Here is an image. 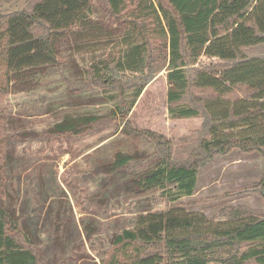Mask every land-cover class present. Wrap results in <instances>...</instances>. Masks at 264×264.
<instances>
[{
  "label": "trees",
  "instance_id": "1",
  "mask_svg": "<svg viewBox=\"0 0 264 264\" xmlns=\"http://www.w3.org/2000/svg\"><path fill=\"white\" fill-rule=\"evenodd\" d=\"M93 1L33 0L23 9L0 13V96L18 91L28 83L38 84L36 78L59 66L63 45L73 38H85L90 33L100 36L99 31H109L105 25L100 26L101 29L95 25L91 17ZM127 1L107 0L114 18H121ZM167 2L174 11L173 16L161 6L159 15L152 4L148 13L160 23L164 22L161 33L166 41L162 60L167 64L168 113L177 120L203 117L206 135L199 140L196 150L191 148L187 162L177 163L171 159V148L160 135L127 129L125 118L149 82V72H153L158 60L149 55L147 25L141 21L139 33L138 17L125 21L134 42L113 61L112 67L110 63L98 62L102 68L94 74L96 81H106L107 87L116 89L117 93H111L106 100L115 102L116 111L112 116L121 119L124 125L109 143L97 147L84 159L94 166L104 187L103 194L100 192L97 196L99 206L118 199L135 202L137 212L132 228L122 229L111 244L123 249L136 244L135 252L141 257L126 263L113 259L101 264H210L216 261V254L225 256L219 260L224 264H264V218L246 215L211 224L201 214L188 213L181 208L154 211L151 199H147L156 191H161L170 202L192 196L199 166L215 155L239 150L257 152L264 159V60L245 59L242 54L244 48L264 46V0H256L250 11L247 9L251 0ZM143 3L140 0L139 9L135 10L138 14L145 9ZM182 42L192 59L205 56L222 64L197 70L190 83L180 51ZM74 47L79 48V45L70 48ZM146 70H149L147 74ZM192 86L200 91H211L210 98L197 97L194 106H184L182 102ZM235 87L249 91L248 99L223 104L225 95ZM98 121L93 115H65L49 133L55 137L77 136ZM20 136L32 137L27 132H21ZM142 140L147 145L152 144L161 157L150 161V165L139 172L130 173L131 166L150 158L148 149L141 151ZM56 174L54 169L49 171L36 159V155L18 157L13 148L7 149L3 161L0 160V178L2 176L5 190L4 201L0 200V264H41L31 248L40 232L51 231L50 242L57 239H64L67 244L71 242V232L59 226L63 219L72 222L70 201L61 200L57 212L51 208L43 211V197L54 189L60 191ZM23 181L28 183L30 193L27 194L33 195L32 202L25 199L21 209L15 210L19 185ZM261 183L264 184V170ZM15 184H18L16 191L13 190ZM66 186L76 192L68 183ZM40 204L42 215L31 217L35 212L30 214L25 206ZM73 225L75 236L80 239L76 223ZM140 247L155 250L142 253Z\"/></svg>",
  "mask_w": 264,
  "mask_h": 264
},
{
  "label": "rangeland",
  "instance_id": "2",
  "mask_svg": "<svg viewBox=\"0 0 264 264\" xmlns=\"http://www.w3.org/2000/svg\"><path fill=\"white\" fill-rule=\"evenodd\" d=\"M32 1L0 0V13L23 9ZM142 1L146 10L142 8L141 14L135 12L139 9L140 0H128L118 20V16L114 18L111 15L107 0H94L91 17L98 29L105 25L109 31L106 29L105 32L99 31L100 36L96 34L93 36L90 33L85 38L78 37L79 40L73 38L63 45L59 66L48 69L36 78L38 84L28 83L29 85L22 86L18 91L0 96V160L3 161L5 152L10 148L14 149L18 157L36 155V159H39L49 171L53 169L56 171V184L60 189V191L54 189L43 197V211L48 208L54 212L59 211V202L66 199L70 201L72 207V222L63 219L59 225L61 229L67 228L69 233L71 232L72 239L69 244L65 243L64 239L50 242L48 236L51 231L45 234L38 233V240L31 248L40 258L41 264H101L113 259L119 263H126L141 257L135 252L136 244L126 249L111 244L112 238L122 229L132 228L137 212L135 202L118 199L109 201L105 206H99L100 199L98 200L97 196L100 192L103 194L104 187L94 166L84 159L85 155L97 147L109 143L120 133L124 125L121 119L112 116L116 111L115 102L106 100L111 93H117L116 89L107 87L106 81L105 83L96 81L94 74L96 70L102 68V64L97 65L98 62L110 63L112 67L113 61H116L128 45L134 42L132 36L128 34L125 21L138 17L139 33L141 21L147 25L150 39L149 55L151 59L158 60L153 66V72H149L151 73L149 82L125 118L127 129L160 135L171 148V159L177 163L187 162L191 148L196 150L199 140L206 135L203 117L177 120L172 119L168 113L167 64L162 60L166 41L165 35L161 33L164 22L160 23L148 12L151 11L150 4L159 15L160 6L171 16L174 11L167 0ZM255 4L256 0H251L247 10L250 11ZM145 15L151 17H144ZM136 39L137 42L140 41L139 38ZM72 45H79V48H70ZM180 51L184 71L190 83L197 70H206L215 64H222L217 59L205 56L197 60L192 59L184 42L181 43ZM242 54L245 59L264 60V46L244 48ZM148 71L146 70V74ZM29 88L33 89L28 91ZM211 94V91H200L192 86L182 104L194 106L195 98L208 99ZM248 97L249 91L244 87H235L225 95L222 103L231 104L235 100ZM76 114L93 115L98 117L99 121L77 136L64 134L55 137L49 133L59 119L65 115ZM21 132H27L32 137H21ZM143 142V140L140 142L141 151L148 149L150 158L131 166L128 169L130 173L139 172L149 166L150 161L161 157L152 144L151 146ZM199 155L204 158L203 152ZM21 159L23 162L27 161L25 158ZM263 170L264 159L259 153H241L239 150H233L225 155H215L199 166L192 196L170 202L162 196L161 191H156L147 199H151L152 204L149 203L154 206V211L181 208L188 213L201 214L211 224L246 215L264 218V184L261 183ZM27 172L29 174L31 170ZM67 183L75 189L76 195L73 190H68ZM17 185H13V190L16 191ZM19 192L15 210L21 209L20 206L24 204L25 199L31 204L33 198L32 194H27L30 192L25 181L19 185ZM4 198V181L1 180L0 200L4 201ZM41 207V204L29 205L25 206V209L30 214L35 212L31 215L35 217L38 214L42 215ZM73 223L78 227L80 239L75 236L76 228ZM19 241L23 243L22 239ZM140 248L142 253L155 250L154 247L149 250ZM218 255L220 254L215 255L216 261L210 264H224L219 260L225 256Z\"/></svg>",
  "mask_w": 264,
  "mask_h": 264
}]
</instances>
